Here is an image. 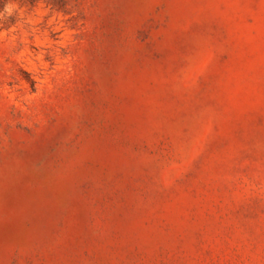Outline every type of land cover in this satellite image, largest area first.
<instances>
[{
    "label": "rangeland",
    "instance_id": "1",
    "mask_svg": "<svg viewBox=\"0 0 264 264\" xmlns=\"http://www.w3.org/2000/svg\"><path fill=\"white\" fill-rule=\"evenodd\" d=\"M0 264H264V0H0Z\"/></svg>",
    "mask_w": 264,
    "mask_h": 264
},
{
    "label": "clouds",
    "instance_id": "2",
    "mask_svg": "<svg viewBox=\"0 0 264 264\" xmlns=\"http://www.w3.org/2000/svg\"><path fill=\"white\" fill-rule=\"evenodd\" d=\"M5 11H6L8 14H11V13H12V7H11V6L6 7Z\"/></svg>",
    "mask_w": 264,
    "mask_h": 264
}]
</instances>
